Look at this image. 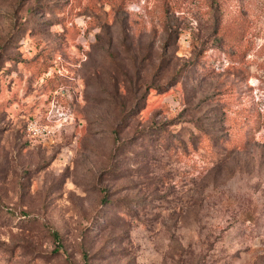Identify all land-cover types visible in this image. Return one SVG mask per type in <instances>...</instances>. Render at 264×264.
Listing matches in <instances>:
<instances>
[{"label":"rangeland","instance_id":"rangeland-1","mask_svg":"<svg viewBox=\"0 0 264 264\" xmlns=\"http://www.w3.org/2000/svg\"><path fill=\"white\" fill-rule=\"evenodd\" d=\"M0 264H264V0H0Z\"/></svg>","mask_w":264,"mask_h":264}]
</instances>
